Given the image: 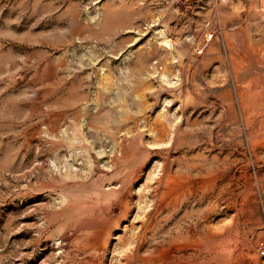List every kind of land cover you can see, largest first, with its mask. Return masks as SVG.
<instances>
[{
    "label": "rangeland",
    "instance_id": "obj_1",
    "mask_svg": "<svg viewBox=\"0 0 264 264\" xmlns=\"http://www.w3.org/2000/svg\"><path fill=\"white\" fill-rule=\"evenodd\" d=\"M261 242L264 0H0V264Z\"/></svg>",
    "mask_w": 264,
    "mask_h": 264
},
{
    "label": "bare ground",
    "instance_id": "obj_2",
    "mask_svg": "<svg viewBox=\"0 0 264 264\" xmlns=\"http://www.w3.org/2000/svg\"><path fill=\"white\" fill-rule=\"evenodd\" d=\"M174 248L176 250H174ZM190 248L191 247L189 245H178L177 247L172 245V246H169L167 248H163V252H164L165 256H162L163 260L160 259L161 262L159 261L158 264H169V262L172 261V259H174V261L176 262L174 264H191L192 261L189 260L191 258V256L188 254V251L190 250ZM172 250H174V251H172ZM98 251H101V248H98ZM171 252L173 253L172 257H171L172 259L169 260L170 257H168V255H170ZM176 253H177V255H176ZM232 253H233V251L230 252V250H226L224 248L220 252L221 256L224 254L223 255L224 259L230 258V255ZM97 263H98V259H94L93 264H97Z\"/></svg>",
    "mask_w": 264,
    "mask_h": 264
},
{
    "label": "built area",
    "instance_id": "obj_3",
    "mask_svg": "<svg viewBox=\"0 0 264 264\" xmlns=\"http://www.w3.org/2000/svg\"><path fill=\"white\" fill-rule=\"evenodd\" d=\"M205 48H206V44H203V43L198 44L195 48L196 54L201 55L205 51ZM259 250H260L261 255H264V243L263 242L259 244Z\"/></svg>",
    "mask_w": 264,
    "mask_h": 264
}]
</instances>
